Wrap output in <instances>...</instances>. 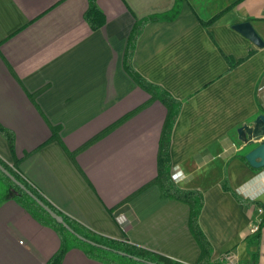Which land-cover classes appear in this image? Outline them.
Listing matches in <instances>:
<instances>
[{"label": "crops", "instance_id": "obj_1", "mask_svg": "<svg viewBox=\"0 0 264 264\" xmlns=\"http://www.w3.org/2000/svg\"><path fill=\"white\" fill-rule=\"evenodd\" d=\"M238 1L98 0L106 23L93 31L88 0H0V123L16 137L13 155L0 134V160L95 234L198 264L189 205L146 187L172 110V170L181 189L203 194L212 264L228 253L264 264V228L252 232L264 219V168L251 167L258 145L238 134L264 115V47L234 29L250 22L264 42V0ZM152 17L160 20L146 24L133 67L178 102L171 109L124 69L136 22ZM60 245L15 200L0 203V264H46ZM62 264L103 263L73 249Z\"/></svg>", "mask_w": 264, "mask_h": 264}, {"label": "trees", "instance_id": "obj_2", "mask_svg": "<svg viewBox=\"0 0 264 264\" xmlns=\"http://www.w3.org/2000/svg\"><path fill=\"white\" fill-rule=\"evenodd\" d=\"M241 1L243 0H239L238 2ZM88 4L89 6L85 14V19L90 28L93 31H97L105 25L106 18L98 6V0H88ZM220 14H218L214 18V21L220 16ZM158 20H160L159 17H152L136 22L131 35L129 36L127 48L124 54V69L139 88L149 93L152 99L161 101L171 109L173 107H176L178 102L176 100L174 101L172 97L160 86L147 81L133 67V55L138 38L142 34L147 23ZM210 24H212V20L207 23V25ZM175 119L176 113H172V110H170V114L168 116L167 123L162 131L160 140L158 155V175L154 179V181L146 185V187L156 185L160 189L162 199L177 200L189 205V227L192 235L196 239L201 249L198 264H212V245L200 228L199 224L200 214L204 206L203 194L200 191L181 189L176 184V180L173 178L172 161L170 157V141L172 126ZM106 132L96 136L87 145L92 144L96 140L102 138ZM0 134L7 140L12 154L15 155L16 137L14 132L0 123ZM0 164L5 169H7L18 181H20L27 188V190L31 191L54 212L62 216L65 222L76 234L85 238L86 240L96 243L97 245L107 248L103 249L80 240L75 234L71 233L63 225L54 220L32 197L28 195L25 190L21 189L0 170V203L8 199L15 200L35 220H37L43 226L53 229L60 237L61 245L58 252L46 264H62L66 255L73 249H79L88 257L96 259L103 264H147L146 262H150L153 264H171L166 259L147 250H144L138 246H134L123 241L111 240L95 234L77 221L63 215L61 212L55 209L29 183H27L19 173L14 171L6 163L0 160ZM18 164L19 159H16L15 165L17 166ZM223 187L226 191L232 192L236 200H238L240 203L249 205V202L245 201L242 197L231 190L227 182ZM251 203L255 204L257 207L259 206V203ZM263 228L264 219L262 220L259 229L256 232L258 237L260 236ZM119 253H124L127 256H123ZM135 258H137L138 261H135ZM252 262L253 264H256L255 261L252 260Z\"/></svg>", "mask_w": 264, "mask_h": 264}, {"label": "water", "instance_id": "obj_3", "mask_svg": "<svg viewBox=\"0 0 264 264\" xmlns=\"http://www.w3.org/2000/svg\"><path fill=\"white\" fill-rule=\"evenodd\" d=\"M234 29L238 32L242 33L244 36L249 38L255 45L259 47H264V42L261 37L253 27L250 22L237 24L234 26ZM239 138L245 145H258L253 151H251L246 159L254 169H263L264 168V115L258 116L254 122L249 125H244L238 130ZM0 170L10 178L14 183H16L21 189L25 190L30 197H32L54 220H56L59 224L63 225L67 230L71 233L75 234L80 240L87 242L93 246H97L103 249H107L103 246L97 245L94 242L86 240L85 238L76 234L70 226L65 222L64 218L54 212L50 207H48L43 201H41L38 197H36L31 191L27 190V188L18 181L7 169H5L0 164ZM123 256H127L124 253H119ZM135 260L138 261L137 258ZM148 264H153L147 262Z\"/></svg>", "mask_w": 264, "mask_h": 264}, {"label": "built area", "instance_id": "obj_4", "mask_svg": "<svg viewBox=\"0 0 264 264\" xmlns=\"http://www.w3.org/2000/svg\"><path fill=\"white\" fill-rule=\"evenodd\" d=\"M173 178L175 180L179 179L178 174L174 172L173 173ZM124 221H126V219L124 217H123V219H119L118 218V222L123 223ZM258 229H259V226L258 227H254L252 229V232L256 233L258 231ZM223 260L225 261L226 264H237V259L232 253L225 254L224 257H223Z\"/></svg>", "mask_w": 264, "mask_h": 264}, {"label": "rangeland", "instance_id": "obj_5", "mask_svg": "<svg viewBox=\"0 0 264 264\" xmlns=\"http://www.w3.org/2000/svg\"><path fill=\"white\" fill-rule=\"evenodd\" d=\"M252 146H254L253 144L252 145H247V147H252ZM15 165V164H14ZM14 171H16L17 173H19V170L15 167V166H13V165H9ZM15 167V168H14Z\"/></svg>", "mask_w": 264, "mask_h": 264}, {"label": "clouds", "instance_id": "obj_6", "mask_svg": "<svg viewBox=\"0 0 264 264\" xmlns=\"http://www.w3.org/2000/svg\"><path fill=\"white\" fill-rule=\"evenodd\" d=\"M119 219H123V217L119 218Z\"/></svg>", "mask_w": 264, "mask_h": 264}]
</instances>
